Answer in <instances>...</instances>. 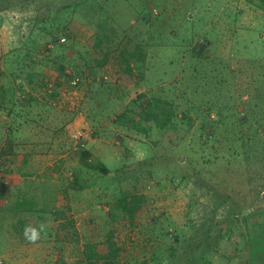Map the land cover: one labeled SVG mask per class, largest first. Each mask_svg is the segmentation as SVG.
I'll use <instances>...</instances> for the list:
<instances>
[{
	"label": "rangeland",
	"instance_id": "rangeland-1",
	"mask_svg": "<svg viewBox=\"0 0 264 264\" xmlns=\"http://www.w3.org/2000/svg\"><path fill=\"white\" fill-rule=\"evenodd\" d=\"M158 104L172 112L177 127L167 132L182 136L181 149L142 125L140 106ZM234 109L240 126L228 117L217 137L191 125ZM257 141L260 0H0V152L11 146L9 165L28 162L24 173L0 170V264H87L86 246L106 252L107 238L122 249L118 264H256L264 255ZM215 154L224 160L207 165ZM145 161L162 178L186 180L158 185ZM6 178L16 180L11 193ZM134 194L149 208L123 222L118 200ZM41 225L36 245L24 243L22 229Z\"/></svg>",
	"mask_w": 264,
	"mask_h": 264
},
{
	"label": "trees",
	"instance_id": "trees-1",
	"mask_svg": "<svg viewBox=\"0 0 264 264\" xmlns=\"http://www.w3.org/2000/svg\"><path fill=\"white\" fill-rule=\"evenodd\" d=\"M260 1L264 7V0H260ZM100 5L103 8V5L102 4H100ZM91 11L93 13H96L97 10L91 9ZM44 19L47 22L50 20L47 17ZM107 29L111 30L112 28L109 29V27H107ZM65 42H61V40H60L61 44L65 43ZM56 45L58 48L59 47L64 48L63 45H58V44H56ZM53 47H54V45H53ZM128 72L131 76H134L131 69L128 70ZM214 86H216V87L219 86V82H215ZM49 90H50V92L53 91L52 88H50V87H49ZM19 91H22V90L19 89ZM242 103L244 104L245 107L247 106V102H242ZM178 108L180 110V107H178ZM20 109H26V108H20ZM139 110L140 111L138 113H140L141 117H143V118H141L143 120L142 125L148 130V133H150V134L153 133V130L158 127L160 130H164L168 137H171L170 140L168 139L169 142L167 141V143L169 145H171V147H173L172 145H174L175 148H178V149L182 148V146L180 145L181 144L180 139L182 138V136L180 137L178 135L171 134L172 132H170L168 134V132H167V131H170L173 127H177V125L172 121V116H171L172 112L170 114H167L168 109L164 108L160 104H158L157 107H155L154 109L151 107L142 108V106H140ZM234 110L235 111L233 112L232 115L230 114V116L226 115V113L223 110H220V111L217 110V116L215 118L214 117L213 118L212 117L206 118V116L200 115L196 118V120L194 122L192 121V123L191 122H187V123H191V125H193V123L197 122V123H195V125L197 126V129L199 131H201V133H203V134H206L209 127H213L214 128L213 130L218 129L217 132H212L214 137H217L219 129L221 127L225 126V121L228 120V117H230V118H231V116L234 117L231 120L232 124L230 126H232L233 128L235 126H238V127L240 126V123L243 121V118L241 117L240 111H238L236 109H234ZM21 113L23 114V112H21ZM126 113L123 115L125 116ZM181 115H182V118H184L185 120H188L190 118L189 117L190 116L189 110H182ZM127 116L128 115H126L125 117H127ZM136 116H139V114L136 113ZM9 117H11V119L13 120V124L16 122L19 123V119L17 117H15L14 114L10 113ZM140 122L141 121H139V123ZM12 125H10V127ZM255 147L257 150L262 152L264 155V142L257 141L255 143ZM10 149H11V146H9L8 148L2 149L0 154L3 156L10 155L12 153ZM247 154H248V152H245L243 154V153L238 151L237 154L235 155V157L242 158V156H243L247 159ZM166 158L167 157H162V159H166ZM224 158H225V156H222V158L219 159L217 154H215V156L209 157L206 164L208 165L209 163H213V161H212L213 159H215V161L216 160L223 161ZM154 159L156 160V158H154ZM190 161H191L190 158H188L185 160L184 164H186L187 162H190ZM227 162H229V160H227ZM0 163H1V161H0ZM143 164L148 165L147 170H148L149 175L148 174L147 175H148V177H150V179H153V181L155 183H157L158 185L159 184L166 185V183L170 184L171 181H180V180L182 183V182H185V180H186V177H187L186 175H182V174L178 175L176 173H172V175H171L168 172L165 173L167 175V177L162 178L161 174L164 171H161L159 169L158 170L155 169L156 165H151V162H148V161H145ZM234 167H235V163L233 162L230 170L233 171ZM120 172H125V171L122 169H118L115 174H119ZM102 174L108 175V171L104 168ZM125 174H126V172H125ZM109 175H110V172H109ZM219 175L222 176L221 174H219ZM129 176L130 175L128 174L127 177H129ZM76 179H77L76 182H78L79 178L76 177ZM192 179H194V177H192ZM147 208H149L148 207V201H147L146 197L141 195V194L120 196V198L118 200V210L122 214L121 221H123V222H125L127 220L129 221V218H130V221L135 220V217L144 213V211H146ZM105 243H106V247H107L106 252H100L96 248V244L95 243L92 244V242L86 246L85 258H86V261H88L87 264H118V261L120 260V257L122 255V249L119 248L117 246V243L114 242L111 238H107Z\"/></svg>",
	"mask_w": 264,
	"mask_h": 264
},
{
	"label": "crops",
	"instance_id": "crops-1",
	"mask_svg": "<svg viewBox=\"0 0 264 264\" xmlns=\"http://www.w3.org/2000/svg\"><path fill=\"white\" fill-rule=\"evenodd\" d=\"M19 147H22V146H19ZM11 152L12 153L10 155H6V156H3V155L0 154V157L3 159V160H0L1 161L0 169L4 170V173H7V172H10V171H13V170L15 171L16 169H22L23 168V170L20 171V172H22V173L26 172V170L24 169L26 167L27 163H28L26 160L24 161V163L22 165L18 164L17 166H14V165L12 166V165L8 164V162H10L11 160L9 161V160H6V159H10L11 157L15 158V156H16V150L15 149L13 151L11 150ZM3 168H5V169H3ZM19 178H21V177L19 176ZM6 180H7V178L4 180V183H3L4 186L2 188L3 189H5V188L8 189V191L11 193L12 188H15V185H17V184H15L16 180L15 179L11 180L12 184H9V182L7 183ZM17 183L19 184L20 182H17ZM9 186H10V188H9ZM20 193H22V195H23V192H20ZM18 202L19 201L16 202V207H17L16 211H18L22 207V202H20V203H18ZM19 230H21V229H19ZM23 233H24V229H22V233H21V237L22 238H23ZM24 243L28 244V246H29V244L32 245V243H29L28 241H25ZM33 245H36V243L33 244ZM258 258L259 257H257V259H256V264H264V255H262L261 259L258 260ZM33 261H34V259L30 260L28 264H39L38 262L34 263ZM252 261H254V259H252ZM18 264H20V263H18Z\"/></svg>",
	"mask_w": 264,
	"mask_h": 264
},
{
	"label": "clouds",
	"instance_id": "clouds-1",
	"mask_svg": "<svg viewBox=\"0 0 264 264\" xmlns=\"http://www.w3.org/2000/svg\"><path fill=\"white\" fill-rule=\"evenodd\" d=\"M44 231V226L41 225L40 230L36 228L26 227L24 229V238L29 242L35 244L41 239L40 233Z\"/></svg>",
	"mask_w": 264,
	"mask_h": 264
},
{
	"label": "built area",
	"instance_id": "built-area-1",
	"mask_svg": "<svg viewBox=\"0 0 264 264\" xmlns=\"http://www.w3.org/2000/svg\"><path fill=\"white\" fill-rule=\"evenodd\" d=\"M65 41H66L65 38H62V39H61V42H65ZM71 84L73 85V87L78 86V82H77L76 80H73V81L71 82ZM80 136H82L81 133L75 135L76 138H77V137H80Z\"/></svg>",
	"mask_w": 264,
	"mask_h": 264
}]
</instances>
